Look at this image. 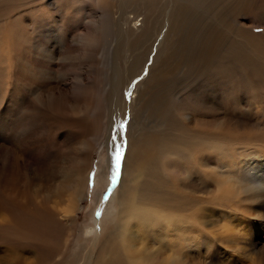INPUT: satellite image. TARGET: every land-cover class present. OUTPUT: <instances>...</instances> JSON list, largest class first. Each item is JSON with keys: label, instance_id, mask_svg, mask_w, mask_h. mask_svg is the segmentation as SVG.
<instances>
[{"label": "bare ground", "instance_id": "1", "mask_svg": "<svg viewBox=\"0 0 264 264\" xmlns=\"http://www.w3.org/2000/svg\"><path fill=\"white\" fill-rule=\"evenodd\" d=\"M25 1L0 0V169L4 167L0 189L2 198H8L0 200V249L4 246L6 251L0 264H32L22 252L27 245L13 241H18L15 236H21L18 232L24 223L15 207L8 205L11 201L20 208L43 206L40 226L45 234L35 236L40 248L49 246L47 234L55 221L61 222L57 212L46 214V201L38 203L32 198L31 175L37 177L44 171L31 169L36 160L26 167L22 163V156L32 148L51 153L47 166L66 165L61 151L69 141L59 142L60 131L53 133V145H37L46 142L45 138H33L35 130L46 131L51 120L69 125L73 138L84 134L88 147L103 144L102 132H106L108 178H112L116 148L124 154L120 181L86 231L90 248L79 264H134L129 247L138 248L145 242L146 229L155 227L157 234L159 226L168 227L161 237L169 239L170 232L182 230L180 221L192 220L191 216L177 217L185 209L184 198L169 195L166 176L192 174L200 183L197 193L204 195L201 198L209 204L217 199L221 205L230 200L232 191L217 178L210 182L208 177H229L243 165V174L251 181L247 188L264 192V155L245 152L246 158L241 159L242 155L232 154L236 149H228L224 138L208 140L210 136L187 128L181 120L188 112L197 127L226 130L219 122L226 114H214L220 112L217 108L227 112L231 106L232 112L248 114L261 105L256 100L264 98V36L243 30L236 18L244 12H259L264 0H94L90 11L53 0L47 5L54 12L51 19L40 7L38 15L37 9H20ZM158 9L163 10V21L157 29ZM116 11L121 15L118 24ZM78 22L94 27L93 36L81 37V42L83 56L95 59L98 78L86 90L77 86L67 91L63 67L68 59L60 54L73 44L68 35ZM52 65L60 69L50 70ZM245 90L251 91L249 102L242 99ZM258 109L264 113V108ZM15 145L26 147L19 152ZM71 181L75 185L79 178ZM98 181V185L104 183V177ZM29 212L25 210L23 217H29ZM113 217L122 225L114 233L105 232ZM219 217L224 220L228 214L220 212ZM196 221L203 225L201 217ZM224 223V233L233 237L231 221ZM26 231L29 235L30 230ZM166 244L174 246L173 240ZM34 255L41 263L42 253ZM177 256H169L162 264H178L181 257ZM45 259L50 261V254ZM148 259L156 263V258Z\"/></svg>", "mask_w": 264, "mask_h": 264}, {"label": "rangeland", "instance_id": "2", "mask_svg": "<svg viewBox=\"0 0 264 264\" xmlns=\"http://www.w3.org/2000/svg\"><path fill=\"white\" fill-rule=\"evenodd\" d=\"M49 1L52 3L53 0H27L21 4L20 9H37L38 15V11L41 8L40 10L43 11V15L51 19L54 16V12L50 11L52 8L47 6ZM66 3L70 8L74 6L77 8L87 7L90 11L94 0H61L60 5ZM158 10L157 14H155V27L157 29L162 27L163 21V10ZM259 10L257 13L255 11L244 12L236 19L244 27L243 30L247 29L246 31L255 36H264V8ZM93 13L95 14L96 12ZM120 17L119 11H116L114 18L117 24L120 22ZM93 28L92 25L78 22L68 35V39L73 44L60 54L62 59H68L67 64L63 67L66 74L64 80L68 85L67 91H72L77 86H83L86 90L92 87L93 82L98 78V72L93 65L95 59L83 56L85 51L81 42V37L84 40L93 36ZM114 30L117 31V29ZM248 55L252 57L253 52L248 51ZM59 69L60 67L56 65L50 67V70ZM258 92L262 93L263 90H258ZM250 93L251 91L245 90L242 99L248 102L251 101ZM256 101L263 106L256 105V107H252V112H248V114L245 112H232L233 108L231 106H227V112L217 108V111L220 112H213L214 114L222 116L223 113L224 115L226 114L219 121L226 126V130H216L215 128L208 131L205 128L197 127L191 121L192 116L188 112L182 116L181 120L187 128L210 136L208 140L224 138L229 147L228 149H236L232 150V154L236 156L242 155L241 159L246 158L245 152H258V156H261L264 155V113L258 108H264V98L260 97ZM248 107L244 106L246 109ZM254 108H256V111ZM259 111L262 114L256 115ZM59 123L60 121L53 122L51 120L48 129L46 131L36 129L33 138L36 140L42 139V137L45 138L46 142L42 141L39 144L37 143V145H53V133L60 131L62 136L59 142L69 141L68 146L61 151L66 157V165L61 168L59 166H62V164L49 167L46 163L50 157H53L51 153L47 152L48 154L45 155L44 151L40 152L32 148V151L22 156L24 167L29 166L36 160L37 165L31 169L39 171L42 169L44 171L42 175H37V177L31 175L29 188L32 198L38 203L46 201V214L57 212L59 214L58 217L61 216L58 218L61 222L55 221V226L47 234L50 241L49 246L38 247L40 242L35 237L45 234L40 226L43 206L40 204V209L34 206L31 207L30 205L20 208L15 205L16 201H11L8 204L15 207L16 213L22 223H24L18 232L21 233V236H15L18 241H13L18 244L24 243V245H27L22 252L29 258V262L32 264H79L85 257L86 251L90 248L85 238L86 231L89 226H93L94 219L99 217L102 205L107 202V199L118 185L121 176L119 171L116 185L113 187L112 178H108L106 171L108 156L104 152L106 149L105 131L102 132L104 135L103 144L97 143L94 147H88L84 144V134L81 138L79 136L73 138L68 132L70 126L60 125ZM232 125H235L236 129ZM178 127L180 126L178 125ZM232 142L235 143L234 147L230 145ZM25 147L26 145H15V149L19 152H22ZM51 148L54 150L53 146ZM210 157L211 159H215L214 155ZM213 163H215L214 160ZM38 164H41L42 167L38 166ZM262 164L264 165V162ZM237 165L233 164L232 166ZM50 169L53 170L51 171ZM225 169L232 170L233 168ZM68 170H72L73 172L67 174ZM234 170L237 174L231 172L229 173V177L219 174H212L208 177L210 182H214L217 178L216 180L220 181L222 186L226 184L225 187H228V192L232 191L230 195V200L232 201L222 202L223 204L221 205H219L217 199H213L212 203L209 204L201 198L204 195L197 193L200 183L192 177V174L182 176L181 178L175 175L174 177L166 176L169 182L167 187L169 195L178 199L180 197L184 198L182 202L185 205V209L178 211L176 213L177 217L191 216L192 220H187L186 222L180 221L179 227L182 230L178 231V233L170 232L169 239L161 237L162 232L168 227L163 228V226H159L157 234H155V227L146 229L144 231L146 232L145 242L138 248L129 247V256L133 259L131 260L132 263L162 264L168 260L169 256L177 258V255H179L181 260L178 264H264V192L260 194V188L258 187H256L255 191L247 188V185L251 181L246 179L243 174V165ZM220 172H223V170H220ZM22 174H25L26 178L29 177L26 173ZM30 174H32V171H30ZM99 177H104V183L98 185ZM77 178H79V181L73 185L71 179ZM65 182L66 184H64ZM22 185L21 183H17L18 187ZM2 196L4 197V193L0 189V200H8V198L6 200L3 199ZM27 209L30 210L28 214L30 216L24 218L23 214ZM220 212L227 213L228 217L224 218V220L220 219ZM199 217L202 218V226L196 221ZM229 218L234 219V222ZM227 220L231 221L232 225H230V228H233V237L224 233L225 228L222 224H225L224 222ZM121 223L122 221L118 217L117 219L116 217L111 218L105 225V232L114 233L115 230L120 228ZM25 228L30 230L29 235ZM33 228L38 229L33 232ZM208 238L210 242L207 241L209 240ZM167 240H173L174 246L172 248H168L166 244ZM206 242L209 244V252V249L205 247L206 244L203 245ZM34 246H36V249H34ZM40 252L43 255L42 261L44 263L42 261L41 263H37L36 261L34 253ZM5 253V248L2 246L0 258H3ZM47 254H50V261L45 259L47 258ZM148 258H156V263L150 261ZM139 259H143V262L135 261Z\"/></svg>", "mask_w": 264, "mask_h": 264}, {"label": "snow or ice", "instance_id": "3", "mask_svg": "<svg viewBox=\"0 0 264 264\" xmlns=\"http://www.w3.org/2000/svg\"><path fill=\"white\" fill-rule=\"evenodd\" d=\"M119 133H115L112 135V139L115 140ZM124 157L123 152L119 149V147L116 148L114 152V161H113V172H112V184L113 186L116 185L117 182V176L119 174L120 168H121V161ZM111 191V189H109Z\"/></svg>", "mask_w": 264, "mask_h": 264}]
</instances>
